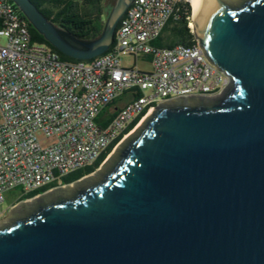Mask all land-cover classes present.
I'll return each instance as SVG.
<instances>
[{
	"label": "water",
	"instance_id": "water-1",
	"mask_svg": "<svg viewBox=\"0 0 264 264\" xmlns=\"http://www.w3.org/2000/svg\"><path fill=\"white\" fill-rule=\"evenodd\" d=\"M133 1L115 0L100 36L82 41L12 0L78 61L107 51ZM191 31L229 79L222 94L155 107L97 179L0 229V264H264V0H207Z\"/></svg>",
	"mask_w": 264,
	"mask_h": 264
},
{
	"label": "built area",
	"instance_id": "built-area-1",
	"mask_svg": "<svg viewBox=\"0 0 264 264\" xmlns=\"http://www.w3.org/2000/svg\"><path fill=\"white\" fill-rule=\"evenodd\" d=\"M181 3L134 0L105 53L69 62L32 41L29 23L12 0H0V221L5 193L20 192L11 210L82 181L88 174L65 180L118 140L111 152L155 107L222 94L229 79L195 39L191 45H151L170 21L180 19ZM127 57L134 64L121 66ZM140 57L150 71L136 67Z\"/></svg>",
	"mask_w": 264,
	"mask_h": 264
},
{
	"label": "trees",
	"instance_id": "trees-1",
	"mask_svg": "<svg viewBox=\"0 0 264 264\" xmlns=\"http://www.w3.org/2000/svg\"><path fill=\"white\" fill-rule=\"evenodd\" d=\"M38 10L57 28L64 34L82 41H90L98 38L103 29V22L99 20L98 14L101 11V4L103 0H31ZM181 14L178 21H170L164 32L167 33V41L164 42L163 37L160 36L155 42L157 47L162 46H174L176 44L191 45L194 39L193 35L189 33L187 28L188 20L190 16V7L188 1L182 0ZM110 10V9H109ZM109 12V11H108ZM108 12L106 16L108 15ZM117 29V27H116ZM115 29V30H116ZM29 32L31 39L34 42L46 44L51 47L41 35H39L30 25ZM57 52L60 58L64 61L76 62L72 58L62 55L60 52L51 47ZM138 120L132 123L128 128L130 130ZM118 141V140H117ZM111 145L110 148L104 153L92 166L80 169L73 174H70L66 178V182L70 183L83 175H87L93 172L102 162L105 155L108 154L111 148L115 145ZM37 194L34 192L27 196L30 198Z\"/></svg>",
	"mask_w": 264,
	"mask_h": 264
},
{
	"label": "rangeland",
	"instance_id": "rangeland-1",
	"mask_svg": "<svg viewBox=\"0 0 264 264\" xmlns=\"http://www.w3.org/2000/svg\"><path fill=\"white\" fill-rule=\"evenodd\" d=\"M225 1L228 2V3H232L235 0H225ZM114 2H115V0H103L102 1L101 11L98 14V18H99L100 21L103 22V26H104V23H105V20H106V17H107L106 14H107L108 11H110L109 9H111V7L113 6ZM189 20H190V16H189V19H188V23H189ZM187 28L189 29L188 24H187ZM157 40H155L153 43H151V45L152 46H156L155 42ZM3 42H4V40L0 38V44H2ZM133 64H134L133 58L127 57V58H121L120 59V65L121 66L131 67ZM136 67L139 70L145 71V72H148V71L151 70L150 64L145 62L143 57H140L138 62H136ZM136 126H135V128H136ZM135 128H133L132 131ZM50 141H51V139H43L42 140L43 144H48ZM108 162H109V160H108ZM108 162H106L104 165L101 164L100 166H98L93 172L89 173L88 176L85 179H83L82 181H80L78 183L73 184V186L71 188H66L65 192L70 193V192L78 189V187L80 185L88 184L91 181L97 179L99 177V175L102 173V170H103L104 166ZM19 198H20V192H19L18 189L12 190V191L7 192V193L4 194V202H3L2 206H1V210H2L3 213H5V217L0 221V226L3 225V224L4 225H8L9 222L12 219H14V218H16L18 216V214H16V213H17L19 207H15L14 209H11V210H10V207L13 204L17 203L20 200ZM23 198H26V197H23ZM29 208H30V206H28V207L23 206L22 207L23 210H27Z\"/></svg>",
	"mask_w": 264,
	"mask_h": 264
},
{
	"label": "bare ground",
	"instance_id": "bare-ground-1",
	"mask_svg": "<svg viewBox=\"0 0 264 264\" xmlns=\"http://www.w3.org/2000/svg\"><path fill=\"white\" fill-rule=\"evenodd\" d=\"M188 1V4H189V7H190V20H189V23H188V26H189V29L193 30L194 29V23L196 22V17H197V14L199 13L200 9H201V6L203 4V2L207 1V0H187ZM153 110H150L147 115L137 124L136 128L138 126H140V124L142 123V121L147 117L149 116V114L152 112ZM116 148L115 147L108 155V157L106 158V160L104 161V164L106 162H108V160L111 159L112 155L116 152ZM73 186V184L67 186L66 188H71ZM39 199H33V200H29L25 203H23L22 205L23 206H33ZM4 226H7V225H2L0 227V229Z\"/></svg>",
	"mask_w": 264,
	"mask_h": 264
},
{
	"label": "crops",
	"instance_id": "crops-1",
	"mask_svg": "<svg viewBox=\"0 0 264 264\" xmlns=\"http://www.w3.org/2000/svg\"><path fill=\"white\" fill-rule=\"evenodd\" d=\"M161 36L163 37V40H164V42L166 43V42H168L167 41V38H166V36H167V33L166 32H162V34H161Z\"/></svg>",
	"mask_w": 264,
	"mask_h": 264
},
{
	"label": "flooded vegetation",
	"instance_id": "flooded-vegetation-1",
	"mask_svg": "<svg viewBox=\"0 0 264 264\" xmlns=\"http://www.w3.org/2000/svg\"><path fill=\"white\" fill-rule=\"evenodd\" d=\"M23 212H24V210L22 209V207H19V208H18V211H17L16 214L21 215ZM1 226H2V225H1ZM1 226H0V227H1Z\"/></svg>",
	"mask_w": 264,
	"mask_h": 264
}]
</instances>
